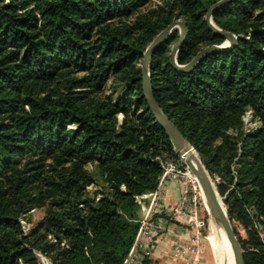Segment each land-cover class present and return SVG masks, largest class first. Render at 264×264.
<instances>
[{"label": "trees", "instance_id": "16d2710c", "mask_svg": "<svg viewBox=\"0 0 264 264\" xmlns=\"http://www.w3.org/2000/svg\"><path fill=\"white\" fill-rule=\"evenodd\" d=\"M219 1L0 0V264H41L35 252L50 264L123 263L160 160H179L143 98V52L177 20L179 65L221 45L204 21ZM212 21L236 45L178 72L173 32L151 58L152 93L220 180L246 235L244 264H264L254 227L264 224V0H234ZM248 111L260 126L246 133ZM34 209L44 216L25 234L19 219Z\"/></svg>", "mask_w": 264, "mask_h": 264}, {"label": "water", "instance_id": "95a60500", "mask_svg": "<svg viewBox=\"0 0 264 264\" xmlns=\"http://www.w3.org/2000/svg\"><path fill=\"white\" fill-rule=\"evenodd\" d=\"M232 1L234 0H221L215 3L208 9L204 18L207 28L214 34L219 35L224 39V42L221 45H212L205 47L204 49L199 51L189 63L185 65H179L177 63V53L179 48L185 41L187 29L184 22L180 20L173 21L164 30L159 32L157 36L151 41V43L146 47L145 51L143 52L140 64V75L142 95L146 102L147 109L152 114L156 123L164 131L165 135L171 142L177 156L187 167H189L191 174L195 177V180L200 187L202 196L205 199L210 222L218 230H225V239L231 251L232 263L244 264L243 251L233 232L232 224L230 219L228 218L227 210L225 208L223 200L213 186L211 178L204 168L203 164L201 163V160L198 157L193 146L166 118L162 110L157 105L153 97L149 74V66L153 54L167 41L169 36L175 31L178 32V38L176 42L173 43V45L170 47L169 64L174 70L178 72H189L206 55L228 51L233 48L237 43V36L230 32L222 31L221 29L217 28L212 21V15ZM191 159L195 162V166H193V164L191 163Z\"/></svg>", "mask_w": 264, "mask_h": 264}, {"label": "built area", "instance_id": "2783aa9c", "mask_svg": "<svg viewBox=\"0 0 264 264\" xmlns=\"http://www.w3.org/2000/svg\"><path fill=\"white\" fill-rule=\"evenodd\" d=\"M160 166L162 174L157 189L145 197L150 198V204L145 215L139 219L133 244L122 264H146L152 259L155 243L163 235L171 238L172 256L175 261L200 264L205 227V222L199 215L200 187L186 168L178 165L177 161L162 159ZM167 181L178 183L180 189L179 201L173 206L160 204L159 190ZM157 213L162 219L174 222L177 226L173 229L167 228L156 218ZM254 227L264 243L262 225L256 224Z\"/></svg>", "mask_w": 264, "mask_h": 264}, {"label": "rangeland", "instance_id": "374dc122", "mask_svg": "<svg viewBox=\"0 0 264 264\" xmlns=\"http://www.w3.org/2000/svg\"><path fill=\"white\" fill-rule=\"evenodd\" d=\"M243 123H244V131L246 133H248L250 131H255L260 126L259 122L252 119L251 111H248L244 115ZM177 163H178V165H181L183 168H186V171L191 174V172L189 171L187 166L182 162V160L180 158L177 161ZM209 176L211 178V182H212L213 186L215 187V189L217 191L216 184L220 183V180L218 178H216L215 176H211V175H209ZM97 189L98 188H96V187H90L89 191L94 192ZM217 193H218V191H217ZM221 198L223 200V197H221ZM225 208H226V206H225ZM139 215L140 214L138 212V218L141 219V217ZM199 215H200L201 219H203V221L205 222L204 234H203L204 235V242H203V246H202L201 257H202V255L205 256L206 264H216L217 259H216V253L214 252L216 250H215V246H214V242H213V239L216 237V234H215L213 225L210 222L208 212H207V205L205 203L204 197L202 196V193H201V196L199 197ZM43 216H44V209H34L26 217H24V218L20 217L19 222L21 224L23 233L27 234L32 229H34L42 221ZM231 224H232V228H233V232L235 234V237H236L239 245L241 246V240L246 239L245 232H244L243 228L240 226V224L237 223L236 221L232 220ZM262 227H263V225H262ZM207 238H209V241H210L212 247L214 248V250L211 248V246L207 242ZM203 250H204V252H203ZM242 251H243V249H242ZM35 256L38 258V260L41 264H50V262L47 259H45L43 256H41L38 252H35Z\"/></svg>", "mask_w": 264, "mask_h": 264}, {"label": "crops", "instance_id": "0c3cea01", "mask_svg": "<svg viewBox=\"0 0 264 264\" xmlns=\"http://www.w3.org/2000/svg\"><path fill=\"white\" fill-rule=\"evenodd\" d=\"M159 194L161 196L160 204L163 206H173L176 205L179 201V195H180V189L179 185L176 182H165L162 187L159 190ZM150 204V198L147 197L143 201V205L139 211V216L142 218L147 210V207ZM156 218L160 220V223L164 224L167 228L173 229L177 226L174 222L167 221L162 219L160 215H156ZM264 229V224H263ZM184 240L187 239V237H182ZM171 238H169L167 235H163L161 238L158 239V241L155 243L154 249H153V256L152 259L147 262V264H185L184 262L178 263L174 260L172 256V249H171ZM207 242L212 247L209 238H207ZM216 250V249H215ZM204 252V250H203ZM216 253V259L218 258L217 251H214ZM204 254V253H203ZM200 264H206L205 256L202 255L201 257V263ZM217 264V261H216Z\"/></svg>", "mask_w": 264, "mask_h": 264}, {"label": "bare ground", "instance_id": "6f19581e", "mask_svg": "<svg viewBox=\"0 0 264 264\" xmlns=\"http://www.w3.org/2000/svg\"><path fill=\"white\" fill-rule=\"evenodd\" d=\"M191 161H192L191 163L193 164V166H195L196 165L195 162L192 159ZM187 168L189 169V167ZM190 175L195 180V177H193L192 174ZM213 228L216 234V237L213 239V242H214V246L217 251V254H218L217 264H233L231 251L225 239V233H224L225 230L224 229L218 230L214 225H213Z\"/></svg>", "mask_w": 264, "mask_h": 264}]
</instances>
